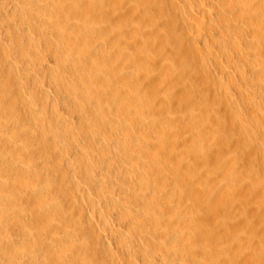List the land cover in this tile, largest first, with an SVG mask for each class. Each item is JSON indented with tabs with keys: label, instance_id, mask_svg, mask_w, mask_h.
<instances>
[{
	"label": "bare ground",
	"instance_id": "1",
	"mask_svg": "<svg viewBox=\"0 0 264 264\" xmlns=\"http://www.w3.org/2000/svg\"><path fill=\"white\" fill-rule=\"evenodd\" d=\"M2 27L6 28L8 38L0 35V115L2 112L18 113L22 108L23 116L25 114L41 132L29 145L25 143L31 139L30 128H27L30 133L27 129L24 133L18 130V136L13 134L17 128L12 129L15 130L13 136H8L9 132L5 135L6 131L0 127L3 132L0 131V264H264L263 253L255 250L256 240H264V196L258 193L260 187L249 184L251 182L241 184L234 171L225 174V178L221 175L222 181L227 176L231 179H227L229 183L225 180L226 189L222 188L225 187L222 182L221 188L225 192L217 187L215 190L221 192L220 195L216 193L220 196L217 200H223L221 203L231 214L227 213V221L234 217L233 210H237V214L238 209L245 210L253 217L260 213V218L257 215L251 222L255 224L258 239L253 240V231L250 235L238 236L231 245L223 246L221 240L225 237L222 238L221 231L216 229L218 221L211 223L212 228L202 222L199 216L202 207L197 203H209L216 197L211 193L216 186L214 180L221 179L220 173L205 177L203 170L201 177L197 171L200 168H196L202 163L212 167L224 145L231 152L224 160L226 163L240 160L245 170L250 167L264 178V160L260 157L250 153L253 164L247 166L249 151L258 153L264 143V0H0V31ZM120 36L135 44L133 53L126 52L127 44ZM242 43L254 55L249 61V76L237 64L222 65L213 74L209 73L211 70L207 72L204 60L219 57L218 52L211 49L215 45L221 49L232 48L248 63V54L240 48ZM10 52L16 55L15 61L9 58ZM208 56L211 59L208 60ZM193 58L200 61H190ZM104 59L113 61L112 69L102 65ZM121 64L124 69L135 67L138 71L124 70L118 76L115 68ZM168 69L178 73L188 69L192 70L188 72L204 73L207 80H203L210 85L207 94L214 95L219 89L223 91L221 97H213L214 104L208 105V121L203 120L206 114L202 117L201 112L198 115L195 112L198 108L194 107L189 95L191 86L187 88L191 82L187 86L179 84L180 80L174 79ZM94 71L100 72V76L96 74L100 79L95 76L99 82L93 79ZM145 72L153 75L150 80L152 96L146 93L142 96L137 86L143 82L142 73ZM187 75L184 76L186 79ZM170 76L178 82L172 84L175 88L171 90L173 101L166 105L157 96L166 94L165 83L171 80ZM120 80L124 82L120 84ZM126 82L131 88H125ZM47 84L57 87L54 90L58 89V98L51 94ZM5 90L10 91L8 95L2 93ZM254 93H260L261 97L257 98ZM15 97L19 99L18 103ZM61 107L76 114L79 128L71 125L74 120L63 119L59 114ZM132 128L138 134L132 136L130 133L131 139L126 136ZM225 129H230V133L234 130L229 136L234 139L241 135V140L225 139L229 138ZM241 129L249 130L236 135ZM74 143L75 149L72 148ZM181 145L188 147L190 153L192 151V162H185L187 155L177 152ZM100 158L122 164L125 174L137 172L127 175L131 189L119 188L115 194L110 192L112 188L108 185L115 174L104 163L96 162ZM47 159L54 161L53 165L59 170L63 167L72 173L74 167L82 169L78 170L83 172L85 187L95 192V197L84 196L90 209L80 204L85 191L77 183L79 178L76 183L72 178L69 182L63 173L60 174L65 183L57 178L69 189L62 187L68 191L64 197H67V212H63L62 204L51 201L54 197L47 198L48 190L36 188L38 178L34 177L39 175L34 176L37 172L32 166L41 170ZM47 168L49 166L43 169ZM45 176L41 177L43 180L39 179L45 182ZM182 184L189 185V190L185 192L186 203L178 206L171 199L175 189L177 191ZM20 191L23 192L22 195L19 193L21 196L29 195L27 199L38 196V202L35 199L37 203L27 212L32 229L19 219L24 213L25 204L20 203L23 200L18 202L20 197L17 200L10 197L6 201L8 194L15 196ZM221 194H225V200ZM31 198L33 203L34 198ZM215 202V206L218 205ZM23 203H26L25 199ZM218 203L220 205L219 200ZM109 214L118 222L117 228L109 224ZM95 220L113 239V249L106 242V234L95 229ZM78 225L86 228L87 238L85 233H82L84 237L80 235L82 229ZM186 241V245H190L189 254L183 253L181 248Z\"/></svg>",
	"mask_w": 264,
	"mask_h": 264
},
{
	"label": "rangeland",
	"instance_id": "2",
	"mask_svg": "<svg viewBox=\"0 0 264 264\" xmlns=\"http://www.w3.org/2000/svg\"><path fill=\"white\" fill-rule=\"evenodd\" d=\"M2 28H3V30L1 29V31H0V35H1V36H5V38H8V37H7L6 28H5V27H2ZM19 30H20V29H19ZM126 38H127V37H126ZM126 38H125V37L123 38V36H120V39L123 41V43H124V44H127V45H125V48H128V49H126V52L129 53V54H131V53H133V51H134L135 44L131 43V42L129 41V39H126ZM128 41H129V42H128ZM132 44L134 45L133 47H132ZM129 45H130V47H129ZM240 45H241L240 48H242L241 50H242V51L244 50L243 52H246V53L248 54V55L246 54V55H247L246 57H247V59H248V63H247V60H246L245 57H243L242 55H240V53L236 52L235 50L233 51L232 48L227 47L226 49H221L220 47H218V46L215 45V46H212L211 49L213 48L214 50H216V51L218 52V54H219V57H218V58H214V57H212V59H211V58L208 56V57H209L208 60H209V59H211V60H209V61H207V59L204 60V61H206L205 63L208 62L207 64H205V63L203 64V65H206L205 67L207 68V69H206L207 72L211 70L209 73H210V74H213V73H215V72H218V71L221 69V66H222V65L233 66V65L237 64V65L240 67V69H245L247 73H244V74H246V76H249V75H247V74H250V73H249V72H250V71H249V61L252 60V59L254 58V55H252V53L247 49V47L245 46L244 43H242V44H240ZM131 48H132V49H131ZM228 48H230V49H228ZM213 49H212V50H213ZM245 49H246V50H245ZM132 50H133V51H132ZM218 50H219V51H218ZM224 50H225V51H224ZM226 51H227V53H226ZM11 53H13V52H10L8 55H9V58L11 57V59L13 60L14 57H15L16 55H14V53H13V55H14V56H13ZM228 53H229V54H228ZM224 54H225V55H224ZM226 55H227V56H226ZM12 56H13V58H12ZM210 56H211V54H210ZM223 57H224V59H223ZM248 57H249V58H248ZM243 58H244V59H243ZM173 59H174V61H176L175 58H173ZM213 59L216 60V61H214ZM220 59H221V60H220ZM15 60H16V59H14L13 61H15ZM108 60H109V59H108ZM108 60H107V59H106V60L104 59L105 62L103 61V62H102V65H104L106 68H107V66H108L107 69H109V68L112 69V67H113L112 65H113L114 63L111 64V62H113V61L109 60V62H108ZM196 60H198V58H196L195 60H194V58H193V60L190 59V61H196ZM225 60H226V61H225ZM242 60H243V61H242ZM199 61H200V60H198L197 62H199ZM211 61H212V62H211ZM244 61H245V62H244ZM224 62H225V63H224ZM109 63H110V65H109ZM244 64H248V65H244ZM210 65H211V66H210ZM121 66H122V68H119V67H121ZM121 66H119L118 68H117V66H116V68H115V69H116L115 71H117V69H118V71H119V72L117 71V73H118L117 75H118V76H121V75H122V71H124V70L127 71V72H131V71L134 72V71H136V72H134V73H137V71H138V70H134V69H137V68H135V67H132V69H131V67H130V68L128 67V68H125V69H124V68H123L124 65L121 64ZM218 66H219L220 68H219ZM124 67H125V66H124ZM244 67H245V68H244ZM24 68H25V67H23V69H24ZM110 69H109V70H110ZM169 69H170V68H169ZM169 69L167 70V72H168V73L170 72V73H171V74L169 73L170 75H174V79L176 78V80L178 79V81H179V80H180V81H179V82H178V81H174V79L172 80L173 76H172V78H171V76H170L169 79L171 78V80H167L166 83H170V82H172V83H171V84H168V86H167L166 83H165V88H166L165 90H166V91H164V93H166V94H164V95H163V94H162V95H158L157 97H158V98L161 97L162 100L164 101V103H165L166 105L169 104L170 102L172 103V101H173V95H171V94H172V93H171V90H174V89H175V88H174V89L172 88V87H174V86H173L174 83H177V82H178L179 84H180V83H181L182 85H185V84H186V86H187V85H188V82H191V83L189 84V86H187V88L191 86L190 88H188V90L190 89V90H189V95L192 96L193 103H194V107L198 108V109H196V111H195L196 114L198 115L199 112H201L199 115H202V117H204L203 115H205L206 113L209 114V106H210L211 103L214 104V100H213V99H214V98H217V97H221L223 91H222L221 89H219L218 92L214 93V95H213V94H211V95H210V94H207L206 91L208 90V87H209L210 85L205 84V82H204L205 79H204V78H206V80H207V75H204V73H199V74H200V75H199V74H196V73H194V72H193V73H192V72H188V71H190L191 69H188L187 72L184 71L185 73L183 72V70H182L181 72L179 71L180 73H178V72H175V70L172 71V70H169ZM36 70H38V69H36ZM247 70H248V71H247ZM0 71H1V70H0ZM171 71H172V72H171ZM191 71H192V70H191ZM36 72H39V71H36ZM212 72H213V73H212ZM0 73H2V71H1ZM5 73H6V72H4V74H5ZM97 73H99L98 75L100 76V72L97 71ZM97 73H96V71H94V73H93V79H95V76L97 77V75H96ZM145 73H146V72H145ZM145 73H144V74L142 73V76H143V77H142V79H143L142 81H143V82L140 83L141 85L139 84V85H137V86L140 87V88H139V92L141 91L140 93H143L142 96H144L145 93H146V94H149V96H152V95H151V92L153 93V91H152V90L150 91V89H153V87L151 86L152 83H150V82L152 81V79H151V78H152V77H151L152 74H151V73H146V74H148V75H146ZM186 73L189 74V75H187V77L190 78V80H189L188 78H187L188 80L185 78V77H186ZM191 73H192V74H191ZM183 74H184V75H183ZM190 74H191V75H190ZM193 74H194V75H193ZM195 74L197 75V77H196ZM145 75H146L147 77H146ZM149 75H150V76H149ZM180 75H181V76H180ZM202 75H204L205 77L202 76ZM152 76H153V75H152ZM176 76H179V78H180V77H181V78L179 79V78H177ZM184 76H185V77H184ZM191 76H192V77H191ZM200 76H201V77H200ZM198 77H199V78H198ZM97 78H99V77H97ZM97 78H96L95 80H96L97 82H99V79H100V78H99L98 80H97ZM184 78H185V79H184ZM181 79H182V80H181ZM193 79H195V80L192 82ZM201 79H202V80L204 79V80L202 81ZM239 79H240V78H239ZM150 80H151V81H150ZM183 80H185V81H183ZM145 81H146L147 83H146ZM182 81H183L184 84L182 83ZM122 82H124V81H122V80L119 81L120 84H122ZM202 82H203V83H202ZM126 83H127V82H126ZM126 83H125V85H126L125 88H126L127 86L130 87V84H129V83L126 84ZM144 83H145V84H144ZM98 84H99V83H98ZM128 84H129V85H128ZM172 84H173V85H172ZM200 84H201V85H200ZM196 85H197V86H196ZM46 86H47V88L50 87L51 89L49 88V90L52 92L51 94L58 98V95H59L60 93L58 94V89H55L56 91L54 90V88H57V87H55L54 84H51V86H50V84H49V85L47 84ZM52 86H53V87H52ZM132 86H133V85H132ZM134 86H136V85H134ZM137 86H136V88H137ZM142 87H143V88H142ZM167 87H168V88H167ZM169 87H170V88H169ZM130 88H131V87H130ZM132 88H133V87H132ZM134 88H135V87H134ZM52 89H53V90H52ZM191 89H192V90H191ZM193 89H194V90H193ZM167 90H168V91H167ZM220 90H221L222 92H221ZM142 91H143V92H142ZM4 92H5L6 95H8L10 91H9V90H8V91L5 90V91H3L2 93L4 94ZM6 92H7V93H6ZM54 92H56L55 94H57V95H55ZM167 93H168V94H167ZM234 93L236 94L235 91H234ZM5 94H4V95H5ZM254 94H256V96H257V95L259 96V97L257 96V98H260V97H261V94H260V93H254ZM168 95H169V96H168ZM193 95H194V96H193ZM212 95H213V96H212ZM218 95H220V96H218ZM59 96H60V95H59ZM214 96H215V97H214ZM213 97H214V98H213ZM167 98H168V99H167ZM170 98H171V99H170ZM164 99H166V100H164ZM15 100H16V103H18V100H19V99H18L17 97H15ZM118 100H119V99H118ZM167 100H168V101H167ZM212 100H213V101H212ZM119 101H120V100H119ZM19 102H20V101H19ZM167 102H169V103H167ZM195 102H196V103H195ZM212 104H211V105H212ZM215 104H216V106L218 105V103H215ZM18 105H19V104H18ZM208 105H209V106H208ZM189 106L191 107L192 104H190ZM18 107H19V109L21 108L20 105H19ZM62 108H63V109H62ZM191 108H192V107H191ZM60 109H61V110H60ZM65 109H66L65 107H61V108H59V112H60L59 114H60V115H63V119H66V117H67L66 120L69 121V122L74 120L73 122H71L72 124L70 123L71 125H74V127H75V126H78L79 123L76 122V121H78V119L76 118V114H75V113H74V114H73V113L71 114L67 109H66V110H65ZM199 109H200V110H199ZM20 110H23V109L21 108ZM20 110H19L18 113H14V112H16V111H14V112L12 111V114H11V112H10V113H8V112H4L5 114H7V115H5V116L3 115L4 113L2 112V113H1L2 115H0V118H1V120H2V123H1L0 127L2 126V127L5 129V130H4V129L2 130V131H4V132L6 131V132L4 133L5 135L8 134V132H9L8 136H11L12 133H13V131L16 130V128H17L16 132H17L18 130L20 131V129H21L20 133H21V132L24 133L25 130H26L27 128H30L31 133L29 132V131H30L29 129H27L26 131L29 132V133L32 135V136L29 135V136H30L29 139L31 138V139H30L31 141L28 140V141H26V143H25V142H24V143H25V144H29V145H31L32 141H34V140H32V139H37V138H34V137H39V136H40L39 134H40L41 130L38 131L39 128L34 127L35 125H32L33 123H31V122L29 121V119H28L27 117H25V114H24V116H23V113H21L22 111H20ZM192 110H193V109H192ZM65 111H66V112H65ZM193 111H194V110H193ZM68 112H69L71 115H70ZM13 113H14V114H13ZM19 113H20V114H19ZM202 113H203V114H202ZM16 114H17V115H16ZM18 114H19V115H18ZM67 114H68V116H67ZM208 114H206L205 117L203 118L204 122H206V121H208V119H210ZM2 116H3L4 118H5V117H6V118L4 119ZM16 116H17L18 118H17ZM22 116H23V118H22ZM207 116H208V117H207ZM14 117H15L16 119H13ZM70 117H71V118H70ZM25 118L28 119V120H26ZM207 118H208V119H207ZM20 119H21V122H20ZM22 119H23V120H22ZM76 119H77V120H76ZM5 120H6V121H5ZM13 120H15V121H13ZM16 120H18V121H16ZM4 122H5V123H4ZM10 122H11V123H10ZM12 122H13V123H12ZM19 122H20V123H19ZM23 122H24V123H23ZM25 122H26V123H25ZM27 123H29V124L31 123V124H30L31 126L28 125ZM74 123H75V124H74ZM77 123H78V125H77ZM2 124H4V125H2ZM17 125H18V126H17ZM99 125H100V124H99ZM21 126H22V127H21ZM32 126H33V127H32ZM2 127H1V128H2ZM20 127H21V128H20ZM1 128H0V131H1ZM32 128H33V129H32ZM75 128H79V126H78V127H75ZM12 129H15V130H12ZM22 129H23V130L25 129V130L22 131ZM76 130H77V129H76ZM78 130H79V129H78ZM129 130H130L131 132H130V131H127L128 134H127L126 131H124V132L127 134V136H126V134H123V137L126 136V137L131 138L134 134H135V135L138 134L137 130L134 129V128L129 129ZM241 130H242V129H241ZM241 130H240V132H241ZM243 130H244V129H243ZM243 130H242V133H240V132L238 131L239 133L237 132L236 135H238V134H242V135H243V134L245 133V131H246V130H249V129H245V130H244V133H243ZM2 131H1V132H2ZM11 131H12V132H11ZM19 131H18V132H19ZM225 131H226V132H225ZM225 131H224V132L226 133V135L228 134L227 136H229V133H230L231 130H230V129H229V130H228V129H227V130L225 129ZM16 132H14L13 134L18 136V132H17V134H16ZM38 132H39V134H38ZM132 132H133V133H132ZM135 132H136V133H135ZM2 133H3V132H2ZM20 133H19V134H20ZM130 133L132 134V136H131ZM232 133H234V130H233V132L230 133V136L232 135ZM248 133H249V135H250V132L247 131L246 134H248ZM10 134H11V135H10ZM34 134H36V136H35ZM113 134L117 135V132H116V133L113 132ZM38 135H39V136H38ZM118 135H119V134H118ZM121 135H122V134H121ZM121 135H120V136H121ZM12 136H13V135H12ZM81 136H82V135H81ZM81 136H80V137H81ZM113 136H114V135H113ZM230 136H229V138H225V139H230V138L233 139V138L230 137ZM121 137H122V136H121ZM123 137H122V138H123ZM237 137H238V138H236V136H235L233 140L238 139V140L240 141V140H241V135H238ZM132 138H133V137H132ZM132 138H131V139H132ZM79 139H81V138H79ZM27 142H28V143H27ZM34 142H35V141H34ZM34 142H33V143H34ZM17 143L19 144V141H18ZM33 143H32V144H33ZM54 143H56V145L60 146V145H59L60 143H58V142H54ZM23 145H24V144H22V146H23ZM263 145H264V143L262 144V148H261V150L258 151L259 154L256 153L257 151H256V152L253 151L254 153L252 152V150L249 151V154H248L247 156H248V158H250V159L247 158V162H248V163H247V164H248L247 166H250L249 164H251V163L253 164V155H250V153H251V154H254V156L257 157V158L260 157L261 160H264V154H263V153H264V146H263ZM179 146H180V145H179ZM72 148L75 149V143L72 144ZM186 148H187V149H186ZM186 148H185L184 146L181 145V147L177 149V150H178L177 152H178V153L181 152L182 154H184V156L187 155V156L185 157V158H186V159H185V160H186L185 162H192V161H193V158H192V156H191L192 151H191V153H190L189 148H188V147H186ZM226 149H227V147L224 146V145H222V150H223V151L219 152V155L217 156V158L214 159L212 167H211V166H208V165L205 164V163H202L201 165H199V167L196 166L197 169L200 168V169H198V170L196 169L197 171H199L198 173H200V176L202 177L201 173H202V171L204 170V171H203V172H205L204 174L207 175V176H205V177H208V176H214L215 174L217 175V173H220V176H219V174H218V177L221 178V177L223 176V178H225V174L228 175L229 172L234 171L233 173L235 174V172H236L237 176L240 177L239 180H241V181H239V182H241V184L246 185L247 183L251 182V183H249V184H255V185H257L258 187H260L258 193H259L260 195H263V196H264V194H263V193H264V186H263L264 183H263V184L260 183V182H264V181H263V179H264L263 176H261V178H263V179H261V178L259 177V175H260L259 172H257V171L253 172L254 170H251L250 167H249V168L246 167V170H247V172H246L245 168H243L242 165H240V164L243 163L242 161L240 162V160H239L240 163H239V162H236V163H235V161H233L232 163H230L231 165H230L229 163H226V161H224V160H226V158H229V155H227V154H231V152H229L228 149H227V151H225ZM182 150H183V151H182ZM244 152H245V151H244ZM198 154L201 155V153H198ZM224 154H225V155H224ZM240 154H243V152H241ZM226 155H227L228 157H227ZM184 156H183V157H184ZM262 156H263V157H262ZM190 157H191V159H190ZM221 157H222V159H221ZM105 159H106V158H100V159L96 160V162L98 163V162L100 161V162L104 163V166H107V167L110 169V171H111L113 174H115V176H113L114 179H113L112 182H110V184L108 185V187L110 186L109 189L112 188L110 192H112V193L115 194L116 191H117V189H119V188H129V189H131L132 184H131L130 181H127V180H128V178H127L128 176H127V175H131L130 173H132V175H133V174H135V173H137V172L133 171V172H134V173H133V172H130V171H129V172H127V174H125L126 170H125V168H124L123 166H121L122 164L119 165L120 163H118L117 161H116V162L114 161V163H113V161H111V160L109 161V159H106V160H105ZM219 159H221V160H219ZM18 160H19V159H18ZM107 160H108V161H107ZM187 160H188V161H187ZM46 161H47V163H45V166H46V167L49 166V168H47V169H49V170H47V169H43V168H46L44 165H43V166L40 165V166H41V170L39 169L40 171L36 168V166H34V165L32 166L33 169L37 172V174H35L34 176H36V175L38 176V175H39V177H34L35 179L38 178V179L35 180V184L38 185V187H36V188H38V189H39V188H40V189H44V188H45L46 190H48V192L46 191V195H48L47 198H49V200H50V198L54 197L55 199L53 198V199H51V201H52V202H55V203H58V204H62V205H63V206H62V210H63V212H67V210H68V205L66 204V202H67V200H66L67 197H66L65 199H64V197L67 196L65 192L68 193L67 190H69V189L67 188V186H66L65 184H64V185H65L66 187H64V185H62V183H63V182L65 183V181H62V179H61V174H62V173H63V175L66 174V175L68 176V179H69L68 181H69V182L73 179V183H76V181H77L78 178H79V180H80V179H81V180H80V181L78 180L79 182L77 181V183L80 184V185H82V186H81V187H82V190L84 189L83 191H85L84 193H82V197L80 196V197H81V200H83V202H80V204L83 203L82 205H83L84 207H86V205H87V203L85 204V201H87V200H86V199H87L86 197H87L89 194L93 197V195L95 194V192L90 191V190H88V188H86L87 186L84 184V182H83V180H82L83 172H80V171H79V170L82 171V169H81L80 167H77V169H76V167H74L72 173H70V172H69V171H70L69 168H68L69 171L67 170V168H66V169H65V168L62 169L63 167L60 168V170H59V169H57V168L55 167L56 165H53V164H54V161L51 162V161H52L51 159H50V160L47 159ZM46 161H45V162H46ZM223 161H224L225 163H224ZM180 162H181V161H180ZM216 162H218V163L215 164ZM49 163H50V164H49ZM97 163H96L95 165L100 164V163H98V164H97ZM105 163H106V165H105ZM107 163H108V165H107ZM183 163H184V162L182 161L181 164L183 165ZM234 163H235V165H234ZM55 164H56V163H55ZM116 164H118V165H116ZM185 164H186V163H185ZM187 164H188V163H187ZM204 164H205L206 166H205ZM224 164H225V165H224ZM227 164H228V165H227ZM109 165H110V166H109ZM219 165H220V166H219ZM226 165H227V166H226ZM229 165H230V166H229ZM40 166H38V167L40 168ZM114 166H115V167H114ZM184 166H185V165H184ZM215 166H218V168H216ZM222 166H223V167H222ZM53 167L56 168V169H54ZM64 167H65V166H64ZM117 167H119V170H118ZM35 168H36L37 170H36ZM50 168H52V169H50ZM111 168H113L114 172H113V170H112ZM115 168H117V169H116V171L118 170L117 172H115ZM120 168H122V171H121ZM207 168H208V169H207ZM212 168H213V169H212ZM226 168H227V169H226ZM61 169H62V172H60ZM78 169H79V170H78ZM206 169H207V170H206ZM214 169H215V170H214ZM218 169H219V170H218ZM228 169H229V170H228ZM64 170H65L66 172L68 171V172H67L68 174H67ZM74 170H75V171H74ZM209 170H210V171H209ZM226 170H227V171H226ZM235 170H236V171H235ZM243 170L246 172V174L249 172V174H247V177H243L244 175H246L245 172H244ZM38 171H39V172H38ZM41 171H42V172H41ZM43 171H44V172H43ZM46 171H47V173H46L47 175L45 174V175H46V176H45V175H43V174H44ZM58 171H59V172H58ZM77 171H78V172H77ZM197 171H196V172H197ZM250 171H252L253 173L250 172ZM54 172H55L56 174H55ZM57 172L59 173V175H58ZM73 172H74V173H73ZM208 172H211V174L208 173ZM214 172H215V173H214ZM221 172H224V173L221 174ZM226 172H227V173H226ZM60 173H61V174H60ZM79 173H80L81 175H80ZM128 173H129V174H128ZM240 173H241V174L243 173V174L240 175ZM257 173H258V175H257ZM69 174H70V176H69ZM75 174H76V175H75ZM223 174H224V175H223ZM42 175H43V176H42ZM216 175H215V176H216ZM221 175H222V176H221ZM239 175H240V176H239ZM256 175H257V176H256ZM44 176L46 177V179H48V180L44 179L45 182H47V183L41 181V180H43V178H41V177H44ZM54 176H56V177H54ZM58 176H59L60 178H59ZM77 176H78V177H77ZM79 176H80L81 178H80ZM215 176H214V177H215ZM51 177H52V178H51ZM115 177H117V179H115ZM203 177H204V176H203ZM218 177H216V178H218ZM227 177H228V178H227ZM227 177H226V179H223V181H222V178L219 179V181H217L218 179H217V180H214V183H216V184H215L216 186H215L213 192L216 190V187H217L218 189H220V188L222 187V182H224L223 184L225 185V187H222V188H225V189H226L225 180H226V183H227V181H228L227 179H229V176H227ZM251 177H252V179H251ZM256 177H257V178H256ZM258 177H259V178H258ZM39 178H41V180H40ZM57 178H58L62 183H61ZM70 178H72V179H70ZM74 178H75L76 180H74ZM126 178H127V179H126ZM216 178H214V179H216ZM254 178H255V179H254ZM55 179H56V180H55ZM260 179H261L262 181H261ZM53 180L56 181V182L53 183V182H54ZM120 180H121V181H120ZM229 180L231 181V179H229ZM253 180H254V181H253ZM258 180H259V181H258ZM39 181H41V182H39ZM113 181H114L115 183H114ZM122 181H124V182H122ZM126 181H127V183H126ZM215 181H216V182H215ZM242 181H243V182H242ZM257 181H258V182H257ZM36 182H37L38 184H37ZM42 182H43V183H42ZM48 182H49L50 185L48 184ZM217 182H218V184H217ZM254 182H255V183H254ZM256 182H257V183H256ZM59 183H60L62 186H60ZM111 183H112V186H111ZM113 183H114V184H113ZM119 183H120V184H119ZM123 183H124V184H123ZM196 183H198V181H197ZM228 183H229V181H228ZM42 184H43V185H42ZM44 184H46L48 187L46 188V185L44 186ZM58 184H59V185H58ZM115 184H117V186H116ZM259 184H261V185H259ZM54 185H55V186H54ZM120 185H122L123 187L120 186ZM49 186H50V187H49ZM57 186H58V187H57ZM85 186H86V187H85ZM188 186H189V185H186V186H185V184H182V185H179V188L176 187V188H178V189H177V191H176V189H175V191H174V196H173L172 199H171L172 202L174 201L173 204L176 203V205L179 206V204L181 203L180 205L183 206L184 202L186 203L185 199H186L187 194H185V192H186V193L188 192V190H189V187H188ZM218 186H219V187H218ZM42 187H43V188H42ZM54 187H55V188H54ZM62 187H63L64 189L67 188V190H63ZM53 188H54V189H53ZM56 188H58V189H56ZM222 188H221V189H222ZM261 188L263 189L262 192H260V190H262ZM218 189H217V191H215L214 193L212 192L213 194L211 193V195H214V194H215L214 196H216V193H217V192H218L217 194L221 193V192L218 191ZM221 189H220V190H221ZM59 190H60L61 192H60ZM222 190H223V189H222ZM222 190H221V191H222ZM44 191H45V190H44ZM58 191H59L60 193H59ZM63 191H64V193H63ZM223 191H224V190H223ZM225 191H226V190H225ZM225 191H224V192H225ZM92 192H93V193H92ZM180 192H181V193H180ZM224 192H222V194H223ZM19 193L22 195L23 192L20 191V192H18L17 194H16V192H15V194H16L15 196H14L13 194H11V193L8 194V197H7L6 201L8 202V201H9L8 199H9L10 197H11L10 199H12V198L14 197L15 200L19 199V197H20L21 199L17 200L18 202H20V201L23 200V201L20 202V203H22V205L25 204V206H28V207H25V206L23 205L24 210H25V209H26V210H25V211L23 210L24 213H23V212H22V213H23L24 215H23V214H20L21 217H20V218L18 217V218L21 220L22 223L24 222L25 224H27L26 226H28V228H31V229H32L31 226H33V225H32V223H30V221H29L30 219H28L27 216H28V213L30 212L29 209L33 208V207H31V206H35V203L38 202V199H37L38 196L35 197L34 195H32V196L30 195V196L33 197V198L35 197V198H34V201H33V203H32L31 200H29L31 197H30L29 199H27V198L29 197V195H26V196H25V194H24V196H21ZM58 193H59V194H58ZM61 193H63L64 195L61 194ZM74 193H75V192H74ZM74 193H73V194H74ZM86 193H87V194H86ZM83 194H84V195H83ZM85 194H86V195H85ZM222 194H221V196H222L223 199H224V198H225V194H224V196H223ZM226 194H227V192H226ZM54 195H55V196H54ZM219 195H220V194H219ZM219 195H217L216 197L213 196L214 198H212V199L209 201V203H205V202H203V201H197V203L200 204L201 207H202V211H201V213H200V215H199L200 218H201V221H202V222L204 221V223H206L207 226H210L211 223L213 224V222L215 223V221H216V222L218 221L219 226H218V228H216V229H217L218 231H221V232H222V233L219 232V233L221 234L220 236H221L222 238L225 237V238H224L225 241H224L222 238H221L222 240L220 239L221 242H222V245H223V246H225V245H226V246H227V245H231V244L233 243L234 239H235V238H238V236H240L239 238H241L243 235H245V236L250 235L253 231H254L253 233L255 234V229H254V228H255V227H254L255 224H253V223H251V222H253V220L256 219V216H257L258 214L255 215V216H254L255 218H254L252 215L249 214L250 212L247 213L245 210H241V209L239 210V209H238V212H239L238 214H239V215H238L237 212H236L237 210H236V211L233 210V213H234L233 216H234V217H233L230 221H227V220H228L227 217H229L231 214L229 213L228 210H226V209H227V208H226V205L222 204V203H223V202H222L223 200L220 201V198L218 199L219 202H220V205H219L218 200H217V197H218ZM84 196H86V197H84ZM184 196H185V198H183ZM22 197H23V198L25 197L24 199H25V202H26V203H23V202H24V199H23ZM59 197H60V198H59ZM83 197H84V198H83ZM94 197H95V195H94ZM149 197H150V195H148L147 200L150 199ZM219 197H220V196H219ZM222 197H221V198H222ZM56 198H57V199H56ZM173 198L178 202V204H177V202H176L175 200H173ZM26 199H27V201H26ZM31 199H32V198H31ZM35 199H36L37 202H35ZM61 199H62V200H61ZM84 199H85V200H84ZM63 200H64V201H63ZM81 200H80V201H81ZM179 200H180V201H179ZM224 200H225V199H224ZM28 201H29V202H28ZM65 201H66V202H65ZM134 201H135V200H133V204L135 203ZM211 201H212V202H211ZM215 201H217V204H218V205H216L217 208H216V206H215V204H216ZM182 202H183V203H182ZM213 202H214V204H213ZM221 202H222V203H221ZM29 203H30V205H29ZM231 204H233V202H231ZM213 205H214V206H213ZM221 205H222V208L219 209V206L221 207ZM234 205L238 206L237 204H234ZM65 206H66V207H65ZM87 206H88V207H86V208L90 209L89 205H87ZM223 206H224L225 208H223ZM208 208H209V210H208ZM65 209H66V210H65ZM214 209H215V210H214ZM217 209H218V210H217ZM221 209H222V210H221ZM207 210H208V211H207ZM28 211H29V212H28ZM214 211H217V214H216V212H214ZM218 211H219V213L221 212V214H218ZM240 211H241V212H240ZM25 212H26V213L28 212V213L25 214ZM208 212H209V213H208ZM213 212H214V213H213ZM223 212H224V213H223ZM211 213H213V214H211ZM227 213H229V216H228ZM243 213H244V214H243ZM214 214H215V215H214ZM246 214H247V215H246ZM248 214H249V216H248ZM251 214H252V213H251ZM211 215H212V216H211ZM218 215H219V216H218ZM225 215H226V216H225ZM236 215H237V216H236ZM253 215H254V214H253ZM18 216H19V215H18ZM187 216H188V215H187ZM209 216H210V218H209ZM250 216H251V217H250ZM95 217H96V216L94 215V218H95ZM215 217H216L217 219H216ZM237 217H238V218H237ZM241 217H242V218H241ZM248 217H249V218H248ZM257 217L260 218V213H259V215H258ZM262 217H264V216H262ZM108 218L111 220V221L109 220V224L112 223V224H111L112 227L117 228V227L119 226V225H118V222L115 220V218H113L112 214H109ZM239 218H240V219H239ZM244 218H245V219H244ZM251 218H253V219H251ZM95 219H97V217H96ZM226 219H227V220H226ZM243 219H244V220H243ZM247 219H248V221H247ZM261 219H262V218H261ZM225 220H226V221H225ZM236 220H237V221H236ZM251 220H252V221H251ZM219 221H221V222H219ZM241 221H243V222H242L243 225H242ZM95 222H96V223H94V226H95V224H97V225H96L97 227L95 226V229L97 228L96 230H100L99 232L102 231L101 234H106V231H104V229L102 228V225H100L99 221L95 220ZM226 222H227V224H226ZM244 222H245V223H244ZM24 223H23V224H24ZM28 223H29V224H28ZM209 223H210V224H209ZM238 223H239V224L241 223L242 226H241V225L238 226ZM229 224H230V225H229ZM249 224H250V225H249ZM30 225H31V226H30ZM79 225H81V224H79ZM79 225H78V226H79ZM247 225H248V227H247ZM225 226H226L227 228H226ZM243 226H244V228H248L249 230H246V229L242 228ZM80 227H81V228H80ZM210 227L212 228L213 226H210ZM224 227H225V228H224ZM228 227H230V229H228ZM232 227H234V229H233ZM238 227L241 228V229H244V230L242 231V230L239 229ZM79 228L82 229V230H80V233H81L80 235L83 236L84 234H82V233H85V231H87V230H86V228H84V227H82V226H79ZM79 228L76 229V230H77V231H76L77 233H78V231H79ZM223 228L226 229V230H224ZM231 228L235 231V233H234V231L231 230ZM252 228H253V229H252ZM83 229H85L84 232H83ZM102 229H103V230H102ZM223 230L226 231V232H229V233H225V234H224V233H223V232H224ZM230 230H231V232H230ZM261 230H262V229H261ZM263 230H264V229H263ZM103 231H104V233H103ZM250 231H251V232H250ZM247 232H249V233H247ZM87 233H88V232H86L85 235H84V236H86V238L88 237V235H86ZM253 233H252L251 236H253V240L255 241L256 239H258L257 237H255L257 233H256L255 235H253ZM228 234H229V235H228ZM241 234H242V235H241ZM246 234H247V235H246ZM223 235H224V236H223ZM84 236H83V237H84ZM231 237H232V238H231ZM243 237H244V236H243ZM228 238H229V239H228ZM105 239H108L107 241H106V240H105V241H106L107 243L109 242V243H108L109 246L111 245L110 247L113 249V248L115 247V246H114L115 243H114L113 239H111L110 236H109L108 234H106V238H105ZM226 239H227V240H226ZM231 239H232V240H231ZM258 240H259V239H258ZM258 240H256V242H255V246H256L255 250H256L257 253H260V254L263 253L262 255H264V252H262V251H264V240H262V241H260V240L258 241ZM110 241H111V242H110ZM188 242H189V241H188ZM226 242H227V243H226ZM228 242H229V243H228ZM110 243H111V244H110ZM186 243H187V241H186V242H183V244L181 245V248L183 249V250H182L183 253H185V254L188 253V254H189L190 249H188V247H190V245L187 246L188 243H187V245H186ZM113 244H114V245H113ZM189 244H190V243H189ZM182 246H183V247H182ZM185 249H188V250H185ZM258 250H259V251H258ZM186 251H187V253H186ZM188 251H189V252H188ZM52 261H54V258L52 259Z\"/></svg>",
	"mask_w": 264,
	"mask_h": 264
}]
</instances>
